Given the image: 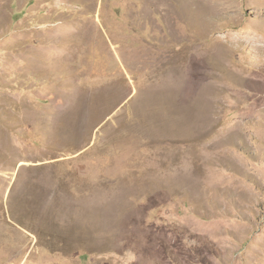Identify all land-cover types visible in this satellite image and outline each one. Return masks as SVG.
Segmentation results:
<instances>
[{
    "label": "rangeland",
    "instance_id": "obj_1",
    "mask_svg": "<svg viewBox=\"0 0 264 264\" xmlns=\"http://www.w3.org/2000/svg\"><path fill=\"white\" fill-rule=\"evenodd\" d=\"M0 264H264V0H0Z\"/></svg>",
    "mask_w": 264,
    "mask_h": 264
},
{
    "label": "bare ground",
    "instance_id": "obj_2",
    "mask_svg": "<svg viewBox=\"0 0 264 264\" xmlns=\"http://www.w3.org/2000/svg\"><path fill=\"white\" fill-rule=\"evenodd\" d=\"M23 163H25V162H23Z\"/></svg>",
    "mask_w": 264,
    "mask_h": 264
}]
</instances>
